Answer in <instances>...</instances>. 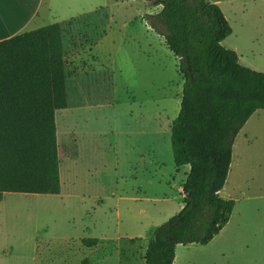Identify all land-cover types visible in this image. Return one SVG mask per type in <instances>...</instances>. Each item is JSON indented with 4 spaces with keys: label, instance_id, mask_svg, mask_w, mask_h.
Returning a JSON list of instances; mask_svg holds the SVG:
<instances>
[{
    "label": "rangeland",
    "instance_id": "rangeland-1",
    "mask_svg": "<svg viewBox=\"0 0 264 264\" xmlns=\"http://www.w3.org/2000/svg\"><path fill=\"white\" fill-rule=\"evenodd\" d=\"M220 3L226 48L264 72V0ZM146 0H45L35 28L62 29L67 107L56 112L61 193L0 192V264H145L151 232L183 207L189 166L170 142L184 80ZM220 195L236 202L208 245L174 264H264V110L234 142ZM5 201V202H2ZM98 238L87 248L82 239Z\"/></svg>",
    "mask_w": 264,
    "mask_h": 264
},
{
    "label": "trees",
    "instance_id": "trees-1",
    "mask_svg": "<svg viewBox=\"0 0 264 264\" xmlns=\"http://www.w3.org/2000/svg\"><path fill=\"white\" fill-rule=\"evenodd\" d=\"M162 8L153 28L178 58L184 80L170 142L189 166L181 211L151 232L145 264H174L177 245H208L229 223L235 200L220 195L246 122L264 110V72L241 64L223 42L233 29L208 0H146ZM59 23L0 41V192L60 194L56 112L67 107ZM83 246L98 238L82 239Z\"/></svg>",
    "mask_w": 264,
    "mask_h": 264
},
{
    "label": "crops",
    "instance_id": "crops-1",
    "mask_svg": "<svg viewBox=\"0 0 264 264\" xmlns=\"http://www.w3.org/2000/svg\"><path fill=\"white\" fill-rule=\"evenodd\" d=\"M44 1L0 0V41L37 29L35 26H39L37 21L41 17Z\"/></svg>",
    "mask_w": 264,
    "mask_h": 264
}]
</instances>
